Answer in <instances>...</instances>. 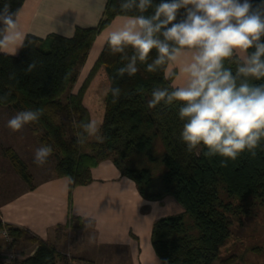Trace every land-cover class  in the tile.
I'll use <instances>...</instances> for the list:
<instances>
[{
    "label": "trees",
    "instance_id": "obj_1",
    "mask_svg": "<svg viewBox=\"0 0 264 264\" xmlns=\"http://www.w3.org/2000/svg\"><path fill=\"white\" fill-rule=\"evenodd\" d=\"M23 2L0 0V9L8 3L10 10L16 12ZM258 2L253 0L254 4ZM120 3L121 0H109L104 19L95 28L77 29L71 38L53 34L44 40L28 34L34 41L32 47L20 49L17 55L0 53V96L11 91L0 106L44 110L39 123L33 125L44 131L42 143L52 145L57 159L56 176L67 177L71 190L90 184L92 168L110 159L135 182L143 198L159 201L168 195L175 197L184 212L160 218L152 229V245L161 264H215L220 246L231 234V216L242 211L233 199L264 198V140L255 157L245 151L237 159L227 160V166L221 164L223 157H206L204 150L188 153L180 140L182 122L177 107L163 103L154 109L147 107L152 89L169 87L173 80L165 81L163 70L146 71V65L141 63L134 76L118 77L116 71L125 61L120 54H112L106 43L79 89L68 93L78 82L77 68L86 62L100 32L117 16L139 14L122 13ZM152 12L149 9L144 14ZM185 15L183 9L179 10L177 20ZM131 51L127 50L129 55ZM154 58L155 51L147 62ZM33 59L41 61V65L25 73ZM225 66L235 72L236 65L231 61ZM12 73L15 79L10 80ZM252 82L259 84L264 80ZM100 85L104 87V108L97 119L88 94L92 87ZM110 87L121 89L116 103L112 102ZM61 113H74L78 119L98 123L103 142L91 138L82 147L76 145L74 136L68 139L65 127L58 123ZM6 153L22 179L33 188V178L24 161L11 149ZM4 226L16 240L21 236L22 230L0 220V229ZM33 241L37 249L22 264H57L62 259L49 243L39 238Z\"/></svg>",
    "mask_w": 264,
    "mask_h": 264
},
{
    "label": "clouds",
    "instance_id": "obj_2",
    "mask_svg": "<svg viewBox=\"0 0 264 264\" xmlns=\"http://www.w3.org/2000/svg\"><path fill=\"white\" fill-rule=\"evenodd\" d=\"M153 9L151 15H145ZM185 18L177 20L179 10ZM123 22L108 32L106 45L112 54H120L123 66L116 75L134 76L146 65V71L163 70V79L172 81L176 70L168 66L182 57L190 59L180 68L185 75L181 85L154 87L147 107L162 104L176 106L182 122L180 140L188 153L204 150L206 157L220 156L222 166L247 151L253 157L264 140V0H121ZM20 10L12 12L5 3L0 9V53L16 55L34 41L21 31ZM131 49V55L127 50ZM155 58L148 63L150 53ZM236 65L235 72L225 63ZM41 61L33 59L24 69L31 73ZM9 79H15V73ZM109 91L116 103L119 87ZM11 91L0 96L7 101ZM42 108L17 111L7 127L20 131L39 123ZM68 126L76 145L84 146L91 138L103 142L97 123L78 119L73 113ZM51 144L42 143L33 153V163L44 166L53 154ZM199 154V152H197ZM131 182V181H129Z\"/></svg>",
    "mask_w": 264,
    "mask_h": 264
},
{
    "label": "crops",
    "instance_id": "obj_3",
    "mask_svg": "<svg viewBox=\"0 0 264 264\" xmlns=\"http://www.w3.org/2000/svg\"><path fill=\"white\" fill-rule=\"evenodd\" d=\"M108 1L24 0L19 9L20 29L44 40L53 34L71 38L77 29L97 27ZM124 18L115 17L97 36L72 92L93 67L108 32ZM189 59L182 57L168 66L177 72L172 84L185 82L180 68ZM91 171L93 181L72 190L67 177L34 176L33 188L22 183L19 191L0 201L1 222L49 243L58 252L70 253L76 264H161L152 245L153 225L160 218L182 214V205L171 195L159 201L143 198L135 182L110 159ZM22 240L26 241L17 239L16 248L31 256L36 246L20 249Z\"/></svg>",
    "mask_w": 264,
    "mask_h": 264
},
{
    "label": "rangeland",
    "instance_id": "obj_4",
    "mask_svg": "<svg viewBox=\"0 0 264 264\" xmlns=\"http://www.w3.org/2000/svg\"><path fill=\"white\" fill-rule=\"evenodd\" d=\"M83 66L84 65H79L77 68L78 77L83 72ZM74 88L75 85L70 88L68 93L72 92ZM68 93L63 96L64 99ZM88 100L91 107L95 108V115L97 119H99L101 117L100 113L104 108V87L101 85L92 87L88 94ZM17 111H20V109L13 106H0V201L7 197H11L15 192L19 191V186L22 183H24L25 187H30L16 171L7 156V149L16 152L24 161L27 165L28 172L33 178V182L34 176L38 179L56 176L55 166L57 159L54 151L44 166L38 167L33 163V153L35 149L42 144V135L44 131L33 124H28L23 129L16 132L11 131L7 127V121L14 116ZM69 119L70 116L68 113H61L58 118V123L65 127L64 130L68 139L73 136L72 130L68 126ZM92 139L96 141L94 138ZM223 195L227 200L228 198L225 194H222V196ZM233 202L239 205L242 211L231 216V234L220 246L218 260L215 264H221V262L226 259L230 260L229 264H264V198L244 201L233 199ZM19 238H24V240H26L24 243L23 240L21 241L19 248L22 245H24V248H28L30 247L29 245L33 244L36 246L35 250L37 249L38 245L33 241V238L36 237L26 235V233L22 231ZM16 249L20 251L18 248ZM25 252L28 253L30 250ZM24 258H26V255H24Z\"/></svg>",
    "mask_w": 264,
    "mask_h": 264
},
{
    "label": "built area",
    "instance_id": "obj_5",
    "mask_svg": "<svg viewBox=\"0 0 264 264\" xmlns=\"http://www.w3.org/2000/svg\"><path fill=\"white\" fill-rule=\"evenodd\" d=\"M0 262L1 264H22L24 255L15 247L16 239L7 227L0 229ZM61 253V252H60ZM62 259L57 264H76L68 252L61 253Z\"/></svg>",
    "mask_w": 264,
    "mask_h": 264
}]
</instances>
